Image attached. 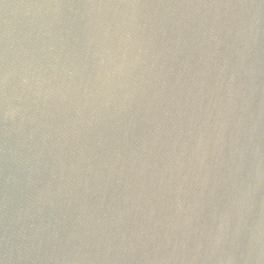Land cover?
<instances>
[{"label":"water","instance_id":"obj_1","mask_svg":"<svg viewBox=\"0 0 264 264\" xmlns=\"http://www.w3.org/2000/svg\"><path fill=\"white\" fill-rule=\"evenodd\" d=\"M0 264H264V0H0Z\"/></svg>","mask_w":264,"mask_h":264}]
</instances>
